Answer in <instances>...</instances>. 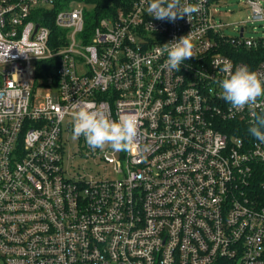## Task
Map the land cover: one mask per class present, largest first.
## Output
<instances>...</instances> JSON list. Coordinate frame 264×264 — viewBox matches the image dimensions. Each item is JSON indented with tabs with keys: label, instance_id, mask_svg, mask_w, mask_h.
<instances>
[{
	"label": "built area",
	"instance_id": "obj_1",
	"mask_svg": "<svg viewBox=\"0 0 264 264\" xmlns=\"http://www.w3.org/2000/svg\"><path fill=\"white\" fill-rule=\"evenodd\" d=\"M117 1L96 21L84 2L0 0V264H264V143L249 132L264 103L233 109L219 84L264 35H226L218 0H182L200 7L175 21ZM246 4L264 21L262 0ZM57 5L66 49L43 22ZM190 32L193 58L167 70L164 45ZM42 60H57L55 76L36 75ZM76 101L137 115L130 151L80 149L115 177L65 167Z\"/></svg>",
	"mask_w": 264,
	"mask_h": 264
},
{
	"label": "clouds",
	"instance_id": "obj_2",
	"mask_svg": "<svg viewBox=\"0 0 264 264\" xmlns=\"http://www.w3.org/2000/svg\"><path fill=\"white\" fill-rule=\"evenodd\" d=\"M199 7V4L182 3V0H149L147 12L156 20L175 21L185 16L189 19ZM164 46L167 59L163 67L169 71H179L183 61L194 56L195 43L191 32ZM222 71L227 74L219 81L222 96L233 109H255L264 103V73L251 70L248 65H240L233 71L231 64H227ZM74 107L77 110L73 113V137L83 136L93 151H103L110 146L114 152H127L138 143L139 121L136 114H121L118 120H114L103 106L92 102L76 101ZM252 116L249 132L257 141L264 143V113L253 111ZM151 150L150 145L142 148L145 156Z\"/></svg>",
	"mask_w": 264,
	"mask_h": 264
},
{
	"label": "rangeland",
	"instance_id": "obj_3",
	"mask_svg": "<svg viewBox=\"0 0 264 264\" xmlns=\"http://www.w3.org/2000/svg\"><path fill=\"white\" fill-rule=\"evenodd\" d=\"M72 1H73L72 3L82 2L80 0H72ZM262 5L264 6V0H262ZM215 8L217 9L216 19H218L220 22L225 23L227 25V27L223 29V32L226 35L232 36V37L239 36L240 29L243 26H245L244 36H243L244 38L251 37L254 39H258L259 37L264 35V21L253 20L251 8L250 6L246 4V0H218V2L215 5ZM87 12H90L91 16L95 17L96 21L101 18V16L99 18H96L94 14V10L91 5H89ZM58 16L59 15L57 12L56 13L46 12L43 18V22H45L47 26L51 28V30L53 29V30L59 31L61 28H60V23L58 22ZM35 18L36 17H32L33 20H35ZM61 31L62 32H61L60 38H63V39L60 41L61 47L59 49H66L70 44L72 30L65 31L62 29ZM58 34H55L54 39L56 38V35ZM54 49L55 51L59 50L57 48H54ZM248 66L249 68L252 69L250 64ZM35 93H36V103H38L42 99V96L44 95L45 90L36 87ZM67 123H68V119L64 121V125H63V129H64L63 138H64L65 153H66L65 167L70 169L71 171H73V166H75L76 168H81V169L83 167H86L92 173L101 171L102 173L108 174L109 177H115L116 174L114 173L112 166L109 165L107 167V172H105L104 167L98 166L95 164L93 156H91V158H87V156H85L84 154L82 155L80 153V149H86V147L88 146L85 141V138L84 137L74 138L73 130L69 131L65 128L67 126ZM106 147H109V146H106ZM68 155H75L74 160L70 159V161H72L71 165L67 161Z\"/></svg>",
	"mask_w": 264,
	"mask_h": 264
},
{
	"label": "trees",
	"instance_id": "obj_4",
	"mask_svg": "<svg viewBox=\"0 0 264 264\" xmlns=\"http://www.w3.org/2000/svg\"><path fill=\"white\" fill-rule=\"evenodd\" d=\"M84 3H87L92 6L94 10V14L96 18H99L100 16H107L109 15L113 9V3L115 5H118L117 0H80ZM61 5H57L53 13H56L58 9H60ZM115 7V6H114ZM53 30V29H52ZM55 34L61 33V30H53ZM234 51H237L233 45L231 44H226V49H223V52L230 54L233 56ZM239 53L241 54V60L249 63L251 65H257L261 61L264 60V44L260 43L258 48H248L244 45H241V48L238 49ZM58 66L57 60H52V61H47V60H42L37 63V70H36V75L37 76H46V75H51L55 76L56 75V67ZM46 74V75H45ZM256 188V187H255ZM255 188L250 189L248 194H251L252 192H255Z\"/></svg>",
	"mask_w": 264,
	"mask_h": 264
},
{
	"label": "water",
	"instance_id": "obj_5",
	"mask_svg": "<svg viewBox=\"0 0 264 264\" xmlns=\"http://www.w3.org/2000/svg\"><path fill=\"white\" fill-rule=\"evenodd\" d=\"M243 30H241V34H242Z\"/></svg>",
	"mask_w": 264,
	"mask_h": 264
}]
</instances>
